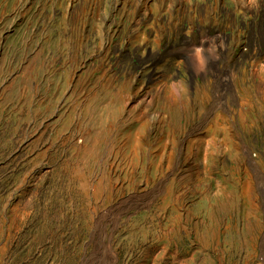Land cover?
Wrapping results in <instances>:
<instances>
[{
    "label": "rangeland",
    "instance_id": "374dc122",
    "mask_svg": "<svg viewBox=\"0 0 264 264\" xmlns=\"http://www.w3.org/2000/svg\"><path fill=\"white\" fill-rule=\"evenodd\" d=\"M0 264H264V0H0Z\"/></svg>",
    "mask_w": 264,
    "mask_h": 264
}]
</instances>
